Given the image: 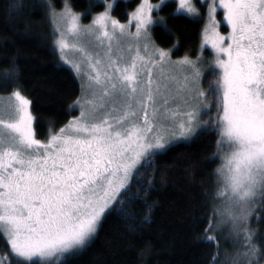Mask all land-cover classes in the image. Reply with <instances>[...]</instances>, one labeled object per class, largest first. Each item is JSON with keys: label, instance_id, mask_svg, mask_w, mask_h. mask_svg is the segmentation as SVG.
Segmentation results:
<instances>
[{"label": "snow or ice", "instance_id": "1", "mask_svg": "<svg viewBox=\"0 0 264 264\" xmlns=\"http://www.w3.org/2000/svg\"><path fill=\"white\" fill-rule=\"evenodd\" d=\"M45 6L55 25L53 43L61 60L81 74L82 64L65 55L71 48L88 66L90 96L77 98L79 117L46 142L35 138L31 102L18 84L0 107V233L9 246L0 254V264H58L84 248L108 215L131 218L123 205L138 199L140 189L133 193L131 186L140 169L155 171L156 157L173 142L190 140L209 125L218 131V149H229L217 169L216 195L226 197L225 207L216 209L214 217H221L218 223L230 222L235 237H242V250L232 264H242V259L256 264L261 244L249 218L254 205L264 203V0L208 4L209 26L201 47L211 45L218 73L213 72L216 80L210 85L217 112L207 120L202 119L208 94L199 87V59L172 61L170 50L151 40L154 23L167 27L166 17H153L165 0L156 5L140 0L129 14L135 33L111 15L114 4L109 0L86 25L67 3L60 12L50 2ZM23 7L16 0L8 10L15 13ZM218 8L230 28L227 36L218 31ZM180 13L197 15L198 8L193 0H178L170 15ZM129 35L135 40V54L114 58L113 42L119 51L121 40ZM93 40L100 46L107 42V62L94 58L84 46ZM128 49L132 51L131 43ZM18 79L13 59L0 72V86ZM161 96H170L175 107L169 108L165 98L161 113ZM151 185L150 179L145 194ZM211 232L212 220L205 229L208 243L217 239L208 235Z\"/></svg>", "mask_w": 264, "mask_h": 264}, {"label": "trees", "instance_id": "2", "mask_svg": "<svg viewBox=\"0 0 264 264\" xmlns=\"http://www.w3.org/2000/svg\"><path fill=\"white\" fill-rule=\"evenodd\" d=\"M48 1L58 9L64 0H21L25 7L15 13L8 8L16 0H0V72L13 59L19 72L17 82L6 88L0 86V95L19 85L31 102L34 135L39 140L47 139L77 115L74 102L81 92L76 75L60 62L54 49V30L45 6ZM137 1L117 0L113 14L125 20ZM68 3L73 11L83 14V21L102 9V4L93 0ZM175 8L174 0L165 1L158 12L167 18V27L154 24L152 38L159 46L172 48L173 57H195L201 52L202 20L184 13L170 15ZM208 74L211 75L204 79L203 86L214 80L212 73ZM219 138L218 131L208 127L190 140L173 142L156 157L155 171L151 167L141 168L132 181L131 192L140 189L138 199L134 204L123 205L131 218L108 215L84 248L58 264H213L214 257L216 264H232L231 238L226 236L225 254L221 238L225 236L221 231L208 233L217 237L211 243L205 238V229L210 220L213 224L214 209L221 199L216 195L217 169L221 164ZM150 179L152 185L145 194L143 187ZM249 223L257 230L256 242L261 244L258 259L262 261L264 203L258 201L254 205ZM0 252H8L1 233Z\"/></svg>", "mask_w": 264, "mask_h": 264}, {"label": "rangeland", "instance_id": "3", "mask_svg": "<svg viewBox=\"0 0 264 264\" xmlns=\"http://www.w3.org/2000/svg\"><path fill=\"white\" fill-rule=\"evenodd\" d=\"M93 1L101 3L102 4V9L101 10H97L95 12H92L88 21H83L82 18H81V23L82 24H85V25L89 24L91 22L93 16L96 13H98L100 11H103L104 0H93ZM174 1L176 2V7H177L178 6V0H174ZM109 2H112L115 5L117 0H109ZM149 2L154 4V5H156V4L160 3V0H149ZM216 2H217V4H219V0H216ZM47 3H49V1ZM65 3H67L68 6L70 7V5L68 3V0H64L62 5H61V7L56 9V11L60 12L64 8ZM139 3H140V0H138L137 4L135 5V7L128 12L127 18L125 20H119L113 14V10L111 12V15L113 17L117 18L121 23L128 25V32L129 33H135V31H136L135 22L132 21L131 23H129V14L136 9V7L138 6ZM193 3L198 8V14L197 15H193V17H197V18H200L202 20V31H201V42H200V48H201L200 51L201 52H199V54L197 56H195V57H189V56H187V57H189L192 60L199 59V61H200V65L199 66L203 70L202 76H201V82H200L199 87L202 90H204L206 92V94H208L207 105L202 111V119L207 120V119H209V117L215 118L216 112H217L216 100H215V98L212 96V94L210 92V85L214 84V82L216 80V75H214L213 72L215 71V72L218 73V69L214 68V63H213L215 53H214L213 49L211 48L210 44H206L203 48L201 47V45L204 44V30H205L206 26H209L208 4L211 3V0H193ZM154 12H156V13H154ZM48 13H49V10H48ZM75 13L81 14V17L83 15L81 12H75ZM184 14H186V13H184ZM186 15H188V14H186ZM161 16L162 15L158 11H156V10L153 11L154 19H156L158 17H161ZM48 17L50 19L49 21H50L51 25L53 26L52 28L54 30L55 29V25L52 23V19H51L49 14H48ZM216 19H217V21L221 22L219 24L218 31L220 32L221 35L227 36L228 33L230 32V28H228L226 22L223 21V10L220 9V8H218V10H217ZM154 24H156V23H154ZM151 27H150V30H149V33H150V36H151V40L154 42V44L158 48L164 49L166 51L170 50V59L172 61L180 60V59H182V58H184L186 56L185 55V56H181V57H173L172 53H171L172 48L171 49L163 48V47L159 46L158 44H156L154 39L152 38V35H151ZM54 39H55V36L53 38V41H54ZM70 43H74V41H70ZM129 43H131L133 45V49H132L131 52H129V49H128ZM53 46H54V49H55V51L57 53L58 59L60 60L61 63L65 64L61 60V54H60L59 51H57L54 43H53ZM84 46L87 48L88 52L94 58L99 57L103 61L107 62V56H106L107 42H105L104 46H100V44L98 42L93 40L90 43L84 42ZM121 54H123L125 56V58H129L131 55L135 54V40H134L133 36L129 35V36H127V37H125V38H123L121 40V42H120V50L119 51H117L116 43L113 42V57L115 58L116 56H119ZM65 55L67 56V58L70 61L80 62L82 64V72H81V74L79 76L77 75V73L75 71H73V69L71 67V64H66V65L69 66L72 69V71L74 72V74L76 75V77H77V79L79 81V84H80V87H81V92H80L79 97L87 98L88 96H90V92L88 90L89 81H88L87 75H86V73L89 71L87 64L84 62V59H83L82 55L79 52H77L76 50H74V49L70 48L69 50L66 51ZM208 73H212V76H213L214 80L208 82L206 85L203 86L204 79L206 77H208V75H211V74H208ZM177 75H179V74L177 73ZM157 76H159L158 72H157ZM10 94H11V92L4 93V94L0 95V107H3L8 102V97L10 96ZM165 98L169 99V105H168L169 108L175 107V103H173L172 98L170 96H161V97L158 98V103H159V105L161 107V113H163V101H164ZM176 103H179V101H176ZM74 107H76L77 110H78L77 111V115L73 116L64 126L58 128L54 132H51L50 135L59 132V130L61 128H64L66 125H68V123L70 121H72L75 117H79V115H80V107H79V105H76L75 103H74ZM29 110H30V106H29ZM30 112H31V110H30ZM31 114H32V112H31ZM32 117H33V114H32ZM33 120H34V118H33ZM209 127L214 128L212 125H209ZM33 131H34V127H33ZM50 135L48 136V138L50 137ZM47 139L41 140V141H45L46 142ZM181 140H183V139H181ZM178 141H180V140H178ZM175 142H177V141H175ZM228 151H229V149H228V147L226 145L223 147L222 150H220V149L218 150V152L220 153L221 164L223 163L222 155L227 153ZM221 164H220V166H221ZM225 201H226V197H221L220 200L218 199V201H217L218 205L215 207L214 211L216 209L223 210L224 207H225ZM220 219H221L220 216H218V215L215 216L214 221H213V231H217V230H218V232L221 231L224 234V236H225V238L221 237L223 239L222 247L224 248V254L228 250V245L226 244V240H225L227 238L226 236H228L229 238L232 239V243H231L232 246H231L230 249H231V253L233 254V257H234L236 255V253H237V250H242V247H241L242 237L240 239H237L235 237V235L232 233V225H231V223L228 222L227 220H225V222H223V223H218L220 221ZM1 235L3 236L2 233H1ZM3 240L7 244V240H6V238L4 236H3ZM7 247H8V251H9L8 244H7ZM0 254H3V253L0 252ZM258 258H260V257L259 256L257 257L256 264H264V260L261 261ZM34 260H38V258H34ZM229 260L230 259L228 258L227 261H229ZM242 264H244L243 259H242Z\"/></svg>", "mask_w": 264, "mask_h": 264}]
</instances>
